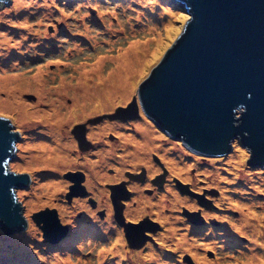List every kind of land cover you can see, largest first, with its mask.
Masks as SVG:
<instances>
[{"label": "rangeland", "instance_id": "374dc122", "mask_svg": "<svg viewBox=\"0 0 264 264\" xmlns=\"http://www.w3.org/2000/svg\"><path fill=\"white\" fill-rule=\"evenodd\" d=\"M17 1L22 2L21 5H15ZM138 1H0V35H4V40L10 42L9 48L11 49L0 52V65L2 63L6 64V62L8 64L0 73L3 76L20 75L18 78H23L22 81L30 83L32 81L30 76L34 75L36 69L39 68L41 71L46 72L45 75L47 76L44 75L46 84L43 89L47 90V97L52 98V100L56 99L53 93L56 92L55 89L61 86V79L69 84V91L65 90L66 94L61 100L62 104L57 103L49 106V104H52L51 101L40 102L41 96L38 94L36 86L33 88L21 87L22 89L19 92L21 95L19 96L18 93L15 95L16 98L19 96L20 101L28 106L29 113L41 111L49 114V119L40 116H27L25 118L24 116L21 117L22 113L19 115L16 113L19 116V119L16 120L8 109H4L2 105L0 107V114H6L12 119L13 124L11 127L18 129L24 135L23 139L17 142L19 144L15 147L14 159L9 160V165L15 170L28 171L35 181L30 190L24 193L25 197L21 191H16L17 199L22 203L23 215L28 218L29 224L22 231L12 232L9 235L3 233L0 229V258H4L5 252L18 251L21 246L27 248L24 245L27 244L37 254H32L33 260L26 257L27 260L22 261L21 264H101V254L103 253L100 251L101 249H98V228L91 224L93 227L86 229L87 225L80 222L76 223L74 220V214L81 210L85 213L82 220L89 219L90 213L80 205L67 209L68 207L65 204L52 201V199H58L56 194L63 189L64 184L58 183L59 185L54 186L53 191H51L53 196L50 202H46L42 198L47 194L45 189L42 188L45 183L57 184L52 177L55 169V158L52 155L55 147L60 146V144H62V147L64 146V140L60 141V138H62L61 131L64 130L63 126L84 120L87 117L108 111L112 112L118 106L130 103L136 95L140 81L177 36L185 21L188 20V15L179 7L177 2L158 0L159 8L169 9L174 17L172 20L173 33L169 36L164 30L167 20L153 23L150 14L138 4ZM140 17L143 27L139 25L133 28L132 24L136 25V18ZM150 27H154L166 39V42L157 58L147 65V69L138 78L132 90L127 95H123L124 97H110L103 86H109L111 83H100L98 91H95L92 96L87 92V102L73 104L77 95L79 96L77 90L80 86L77 84V80L80 73L100 60L102 61V70L99 75L104 76L113 66L110 59L122 52L129 43L134 41L146 43L148 39L153 38L152 34L147 35ZM27 28L30 30L27 36H17ZM112 28L122 32L117 36H108L107 30ZM133 30L136 31V34L131 33ZM17 37L20 38L15 40ZM22 38H25V40ZM20 40L23 41L19 45V49L13 51L11 47L15 45L12 43H18ZM29 47L34 50H30ZM152 47V44L148 46L149 49ZM16 54L20 57H13ZM12 58H14V61H12ZM11 87L9 83L6 89H0V101L10 102L7 90ZM101 90L106 95L101 93ZM38 105L40 107H37ZM19 111L22 112L23 110L20 109ZM45 126L50 130H46ZM142 128L154 131V128L146 125ZM55 133L59 137H56ZM164 136V134H156L157 139H166V143H160L161 149H167L173 156L175 162L178 163L175 167H186L185 170L180 172L172 170L169 163L167 164V157L154 151L159 155L164 165L169 168L170 174L180 180L190 181L194 185H196L198 179L211 183L220 192L221 205L219 207L224 211L234 213L231 218L219 214L224 228L217 234L216 243L214 244L213 239H211L209 240L210 245L206 246L214 251L215 258L213 260L210 262L201 261L204 254L196 248V239L191 237L180 236L179 240H176L181 245L179 248L180 254L183 252L189 253L200 264H233L236 263V260L246 264L250 263L251 259H254L252 255L260 252L259 248L264 249V165L248 164L245 159L248 151L239 139L231 141V151L227 155L205 157L189 151L181 141ZM143 137H147V133ZM136 152L138 153L139 149ZM235 152H240L236 154L243 156L239 167L233 165L232 160L228 159ZM124 155H129V153H124ZM56 161L59 162L61 167L70 163V161L61 158ZM134 163L136 166H138V163L144 165L142 158L137 159ZM92 168L95 169L92 171L95 175L97 171L94 164H92ZM41 170H44V173L41 174ZM233 202L238 203L240 207H233ZM51 208L56 209L62 224H68L71 229L75 228L76 231L69 232L68 237L61 240L60 244H55L56 246H49L42 242L41 235L36 234L39 229L35 227L30 219L32 214ZM247 208H251L253 213L251 219L255 223L250 224L252 226L256 225L254 229L248 228V223L245 224L244 215L242 214L247 211ZM64 212H67V214ZM257 226L260 228L258 229ZM224 234H228L229 237L224 236ZM20 254L23 256L31 255L26 252ZM20 254L19 256H21ZM105 255L107 256L104 259L105 263L114 264L109 259H113L114 251L108 249V253ZM255 263L256 261L250 264ZM11 264H15V262L12 261Z\"/></svg>", "mask_w": 264, "mask_h": 264}, {"label": "water", "instance_id": "95a60500", "mask_svg": "<svg viewBox=\"0 0 264 264\" xmlns=\"http://www.w3.org/2000/svg\"><path fill=\"white\" fill-rule=\"evenodd\" d=\"M7 1V0H0ZM188 15L180 32L140 81L126 107L155 123L191 152L221 157L239 137L249 165H264V0H172ZM10 116L0 114V229H25L16 190L27 182L9 159L19 141ZM44 242L66 235L53 210L30 216ZM189 262V260H188Z\"/></svg>", "mask_w": 264, "mask_h": 264}, {"label": "flooded vegetation", "instance_id": "af4514ba", "mask_svg": "<svg viewBox=\"0 0 264 264\" xmlns=\"http://www.w3.org/2000/svg\"><path fill=\"white\" fill-rule=\"evenodd\" d=\"M127 104L118 107L124 108ZM114 110L63 126L60 141L64 140V146L54 148L52 177L55 185L64 186L56 194L58 199L52 201L65 204L67 209L80 205L90 213L89 219L82 220L85 213L81 210L74 214V220L87 225L86 229L92 225L98 228V249L103 253H100L101 264H106L108 249L114 251L113 259L109 258L114 264H200L189 253L180 254L181 245L176 241L180 236L195 238L196 248L204 254L201 261L210 262L215 253L206 246L211 239L215 244L217 234L224 228L219 214L231 218L234 213L219 207L220 192L215 186L200 179L194 185L176 178L152 150L145 149L142 154L146 156L143 160L146 166L134 165L137 158L133 153L137 149L130 142L144 139L141 127L154 128L155 135L164 133L145 119L140 108L138 116L130 112L119 118H108ZM23 137L19 132L18 142ZM165 140L158 139V142L163 144ZM57 157L70 163L61 167ZM92 164L97 171L95 175ZM12 172L27 178L16 190L24 195L35 181L26 170ZM50 210L55 212L59 224L64 225L56 209ZM24 218L26 228L29 221ZM64 226L67 228L63 239L71 229L68 224ZM39 231L37 235H41ZM41 240L49 246L61 243V240L54 244Z\"/></svg>", "mask_w": 264, "mask_h": 264}, {"label": "bare ground", "instance_id": "6f19581e", "mask_svg": "<svg viewBox=\"0 0 264 264\" xmlns=\"http://www.w3.org/2000/svg\"><path fill=\"white\" fill-rule=\"evenodd\" d=\"M84 1V0H82ZM121 1V0H119ZM22 2L17 1L15 5H21ZM138 4L142 6V8H144V10L150 14V18L153 21V23H158L160 21H166V28L164 29L165 32L167 33V35H172L173 30H172V20L174 19V17L172 16V14L170 13L169 9H163V8H159V4H158V0H139ZM139 17V16H138ZM136 25H133V28L138 27L139 25L141 27H143L142 25V21H141V17L140 18H136ZM30 32V30L27 28L25 29L23 32H20L17 36H27V33ZM122 32V31H121ZM118 30L115 29H110L107 30V34L109 35H120L121 33ZM132 34H136V31H132ZM153 35V38L148 39L146 43L144 42H139V41H134L128 44V46L126 48L123 49L122 52L118 53V55L116 57L111 58L110 60H112L113 66L111 69H109V71L104 75V76H100V72L102 70V61H97L93 66L89 67V68H85L86 66H82L85 68V70L80 73V76L77 80V84L80 86L79 90H77V93H79V96L77 95V97L75 98V101L73 102V104H84V102H87L88 99L86 98V94L87 92H89V95L92 96L93 93H95V91H98V88L100 86V83H111L109 86L105 85L103 86V89H105L109 94L110 97H124L123 95H127L132 88L134 87L136 81L138 80V78L144 73V71L147 69V65H149V63H151L153 60H155L157 58V56L159 55L161 49L164 46V43L166 42V39L159 34V32L156 31V29L154 27H150L149 28V32L147 35ZM111 37V36H110ZM5 36L4 35H0V52H3L6 50H11L9 48L10 42L5 41L4 40ZM20 37H17L18 40ZM23 40H25V38H22ZM22 40V41H23ZM21 40L18 43H12L15 46L11 47L14 50L19 49V45H21L22 42ZM152 44V48L149 49L148 46ZM17 45V46H16ZM4 48V49H3ZM22 48V46H21ZM27 48V47H25ZM30 50H34L33 48L29 47ZM13 57H17L19 58V55H14ZM101 59V58H99ZM12 61H14V58H12ZM10 63V62H8ZM7 62L6 64H1L0 65V71L2 72L6 67H7ZM36 73L31 77L32 81L29 83L28 81L24 82V80L22 81L23 78H18V76L20 75H5L3 76L2 73H0V89L7 88V85L10 83V85L12 86L10 89H8V98L10 100V102H5L0 101V107L1 105L3 106L4 109H8L9 112H11V114H13L17 119H19V114L22 113L23 115L21 117H25L27 118V116H40L44 119H49V114L43 113V112H37V111H32V112H28L27 109V105H25L23 102L20 101L19 96L21 95V93L19 94L20 90L22 89L21 87H25V88H33L35 87L37 89L38 94L41 96L40 97V102L41 101H51L52 104H49V106L54 105V104H62L61 100L64 98L65 90H68L69 84H66L64 79L60 80V84L61 86L58 87L56 90V92L53 93L54 97L56 99L52 100V98L47 97V90L43 89L45 87L46 84V80L45 77L47 75L46 72L41 71L39 68L36 69ZM45 75V77H44ZM22 83V85H21ZM17 90V92H16ZM24 91V89H23ZM101 93L105 94L102 90L100 91ZM18 93V98H16V94ZM51 95V94H48ZM106 95V94H105ZM95 98H97L95 96ZM28 100V98H26ZM23 106V107H22ZM37 107H40V105H38ZM43 107V106H41ZM23 110L22 112H20L19 110ZM18 115H17V114ZM55 118V117H53ZM54 120V119H53ZM46 130H50L47 129V127H44ZM145 130V128H142V131ZM147 133V137H144L143 140L141 141H137L135 139L131 140V144L136 145V149H139L138 153H133V156H135L137 159L142 158L143 160L146 159L145 155H142L144 150H152V151H157L160 152V154L162 156H166L167 157V164L169 163V166L172 170H177L178 172L183 171L186 169L185 166H182V168H178L175 167L176 163L175 159L173 158V156L169 153V151L167 149H161L160 144L158 143V139L154 133V131H149V129L143 131V135ZM140 149H143L142 152ZM236 153H240V152H235L232 155L229 156L228 159L232 160V164L235 165L236 167H239L241 164V161L243 159V156L241 154H236ZM145 156V157H144ZM235 160V161H234ZM178 164V163H177ZM185 175V174H184ZM55 184L52 183H45V185L43 186L42 189H45V191L47 192V194H45L42 198L46 201V202H50L51 197L53 195H51V191H53ZM35 201V200H34ZM36 201H38L36 199ZM241 203H244L243 201H239ZM36 206H38V204H36ZM233 207H240V205H238V203L233 202ZM250 206V205H249ZM251 207V206H250ZM65 214H67V212H64ZM244 215V220H245V224L248 223V228H256V225H251L250 223H255V221L253 219H251L253 216V213L251 211V208H247V211L242 214ZM258 227V226H257ZM260 227H258L259 229ZM257 229V230H258ZM76 232L75 228L73 230H69V232ZM25 246H27V248H25L24 246H21V248L18 251H9V252H5V256L4 258L1 257L0 258V264H11L12 261L15 262V264H21L22 261L27 260L26 257H28L29 259L33 260V255L32 254H37L35 253L31 246L24 244ZM254 245V244H253ZM252 245V246H253ZM256 246V245H255ZM258 247V246H256ZM259 248V247H258ZM260 252H258L257 254H253L251 259V262L256 261L255 264H264V249L259 248ZM22 252H26L28 254H31L30 256H23L20 253ZM19 254L21 256H19ZM250 262V263H251ZM248 263V264H250ZM233 264H246L240 260H236V263Z\"/></svg>", "mask_w": 264, "mask_h": 264}, {"label": "clouds", "instance_id": "9594fccd", "mask_svg": "<svg viewBox=\"0 0 264 264\" xmlns=\"http://www.w3.org/2000/svg\"><path fill=\"white\" fill-rule=\"evenodd\" d=\"M16 145H17V143H16ZM16 145H15V147H16ZM13 154H14V152H13ZM12 157H13V155H12ZM10 159H11V158H10ZM10 159H9V160H10Z\"/></svg>", "mask_w": 264, "mask_h": 264}]
</instances>
